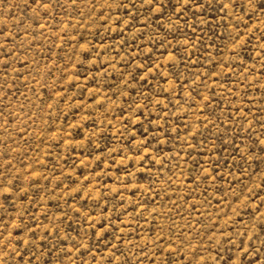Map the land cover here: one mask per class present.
<instances>
[{
  "label": "rangeland",
  "instance_id": "374dc122",
  "mask_svg": "<svg viewBox=\"0 0 264 264\" xmlns=\"http://www.w3.org/2000/svg\"><path fill=\"white\" fill-rule=\"evenodd\" d=\"M0 264H264V0H0Z\"/></svg>",
  "mask_w": 264,
  "mask_h": 264
}]
</instances>
